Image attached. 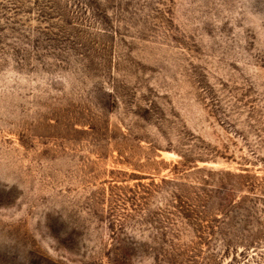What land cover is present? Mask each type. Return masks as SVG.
<instances>
[{"label": "rangeland", "instance_id": "rangeland-1", "mask_svg": "<svg viewBox=\"0 0 264 264\" xmlns=\"http://www.w3.org/2000/svg\"><path fill=\"white\" fill-rule=\"evenodd\" d=\"M0 264H264V0H0Z\"/></svg>", "mask_w": 264, "mask_h": 264}]
</instances>
